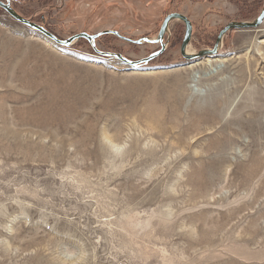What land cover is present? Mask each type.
<instances>
[{"label": "rangeland", "instance_id": "rangeland-1", "mask_svg": "<svg viewBox=\"0 0 264 264\" xmlns=\"http://www.w3.org/2000/svg\"><path fill=\"white\" fill-rule=\"evenodd\" d=\"M8 1L60 40L141 41L95 43L132 61L160 50L143 40L169 14L191 22L194 55L264 4ZM184 33L173 20L163 54L131 69L85 40L47 43L0 8V94L47 96L0 118V264H264V23L196 61L180 55Z\"/></svg>", "mask_w": 264, "mask_h": 264}, {"label": "water", "instance_id": "water-1", "mask_svg": "<svg viewBox=\"0 0 264 264\" xmlns=\"http://www.w3.org/2000/svg\"><path fill=\"white\" fill-rule=\"evenodd\" d=\"M263 2H264V0H263ZM0 8L9 17H11L15 22H17L18 24H20L23 27H26L32 31H35L40 36H43L44 38H46L49 41H51L52 43H54V45H56V46L67 48V47L74 45L79 40H85L90 44L92 50L94 51V53L96 55L103 57V58L107 57V58L116 59L122 65H125L131 69H135V68H139L143 65H147L149 62L153 61L154 59L158 58L160 55L163 54V52L166 49V46L164 44V36L167 33L168 27L173 20L181 21V22H183V24L185 26V33H184L183 40H182V43L180 46V55L186 61H196V60L208 57V56H217L218 51L220 49V45L222 44V40L228 32L236 31V30L238 31V30L257 29L258 27H260L264 23V4H263V9H262L260 15L252 23H246V22H244V23H235V22L230 23L219 32L217 39L215 41V44H214L212 49L203 50V51H200L194 55H186V49L189 46L191 36H192V24L189 21V19L182 14H179V13L169 14L168 16L165 17V19L162 22L161 27H160L159 32H158V35H157V38L154 40H149V39L143 40V42H147V43H151V44H159L160 50L157 51L156 53L152 54L151 56L145 58V59H142L139 61H132V60H128V59L124 58L123 56H121L119 54L101 52L97 49L95 43H96L97 39L103 35H113L122 41L137 44V45L141 44L142 43L141 41L130 40L128 38L121 36L119 33L115 32V31H105V32H102V33L97 34V35H88L86 33H81V34H78V35L68 39V40H60L54 34L47 31L46 29H44L42 26L35 24V23L23 18L22 16H20L12 8V6L10 5V2L8 0H6L5 2L0 1Z\"/></svg>", "mask_w": 264, "mask_h": 264}, {"label": "bare ground", "instance_id": "bare-ground-1", "mask_svg": "<svg viewBox=\"0 0 264 264\" xmlns=\"http://www.w3.org/2000/svg\"><path fill=\"white\" fill-rule=\"evenodd\" d=\"M41 37H43V36H41ZM44 38V37H43ZM45 41L47 42V43H51V41H49L48 39H46L45 38ZM56 46V45H55ZM221 46V45H220ZM186 55H190L189 54V52L188 51H186ZM191 55H193V54H191ZM209 58H215V57H213V56H208ZM206 58V57H205ZM207 63H211V62H213V60H207L206 61ZM208 70H209V68H208ZM2 79H4V78H2ZM23 84V83H22ZM35 87V86H34ZM30 88V87H29ZM37 89L36 90H38V87H36ZM43 88H44V86H43ZM42 88V89H43ZM28 89V88H27ZM35 89V88H34ZM41 89V87L39 88V90ZM26 90V89H25ZM33 90V89H32ZM36 90H35V92H36ZM51 91V90H50ZM48 92V93H52V92ZM35 92H30V93H18V92H16V90H11V91H8V92H6L5 94L3 93V94H0V118H2L1 119V121L4 119L5 120V113L7 114V113H15L16 111H14L16 108H19L20 107V105H21V107H24V108H33L34 109V107L35 108H44V107H46L47 108V106H46V101H44L43 100V97L41 98V96H40V93L41 92H43L44 93V91H41V92H39V94H37V93H35ZM46 92H47V90H46ZM47 93V94H48ZM45 94V93H44ZM42 95V94H41ZM45 97H46V99H47V96H46V94H45ZM58 97V96H57ZM52 98V97H51ZM35 102V103H33V101ZM53 100V99H52ZM64 100V99H63ZM62 100V101H63ZM61 101V102H62ZM56 102V101H55ZM59 102H60V100H59ZM60 102V103H61ZM1 103H3V104H8V106L7 105H3L2 106V104ZM33 103V104H32ZM53 103V102H52ZM57 105V104H56ZM7 107V109H5V110H7L6 112L3 110L4 108L3 107ZM18 106V107H17ZM55 106V105H54ZM58 106V105H57ZM49 107V106H48ZM33 109H31V111L33 110ZM37 109V110H38ZM45 109V108H44ZM43 109V110H44ZM49 109H50V107H49ZM19 110V109H18ZM22 110V108L20 109V111ZM35 111H36V109H34ZM33 110V111H34ZM9 111V112H8ZM19 111V112H20ZM24 111H25V109H24ZM42 111V110H41ZM48 111V110H47ZM18 112V113H19ZM56 112V111H55ZM22 113H23V111H22ZM32 113H34V112H32ZM32 113H31V115H32ZM37 113H39V112H37ZM42 113V112H41ZM40 113V114H41ZM44 113V112H43ZM17 114V113H16ZM20 114V113H19ZM27 114H30V113H27ZM13 116V115H12ZM18 116V115H17ZM30 116V115H29ZM33 116V115H32ZM32 116H30V118L32 117ZM42 116V115H41ZM14 117V116H13ZM28 117V116H27ZM29 118V119H30ZM17 119V118H16ZM32 119H33V117H32ZM3 120V121H4ZM11 121V120H10ZM21 121V120H20ZM33 121H35V120H33ZM12 122H14V121H12ZM17 122H18V120H17ZM20 123V122H19ZM24 123H25V121H24ZM31 123V122H30ZM35 123H37V121L35 122ZM3 124V123H2ZM10 124V123H9ZM17 124V123H16ZM15 124V125H16ZM23 124V123H22ZM26 124V123H25ZM11 126V125H10ZM20 126V125H19ZM2 127H5L4 125L2 126ZM6 129H7V127H6ZM6 129H4V130H6ZM1 131H3V130H1ZM0 131V132H1ZM8 131L11 133V132H13L11 129H8ZM7 132V131H6ZM17 132V131H16ZM2 133H0V135H1ZM13 136V135H12ZM13 139V138H12ZM16 139V138H15Z\"/></svg>", "mask_w": 264, "mask_h": 264}]
</instances>
